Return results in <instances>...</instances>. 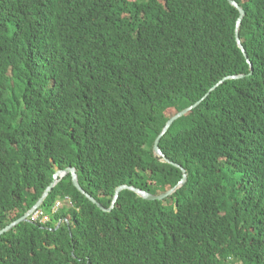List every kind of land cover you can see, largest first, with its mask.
I'll return each instance as SVG.
<instances>
[{
	"label": "trees",
	"instance_id": "trees-1",
	"mask_svg": "<svg viewBox=\"0 0 264 264\" xmlns=\"http://www.w3.org/2000/svg\"><path fill=\"white\" fill-rule=\"evenodd\" d=\"M235 1L252 66L229 0H0V230L69 166L107 209L187 174L109 211L68 174L0 264H264V0Z\"/></svg>",
	"mask_w": 264,
	"mask_h": 264
},
{
	"label": "water",
	"instance_id": "water-1",
	"mask_svg": "<svg viewBox=\"0 0 264 264\" xmlns=\"http://www.w3.org/2000/svg\"><path fill=\"white\" fill-rule=\"evenodd\" d=\"M230 3L235 6L239 11H240V16L238 18V22H237V42L240 46V48L242 49L244 55L246 56L247 58V61L248 63L252 66V62L249 58V56L247 55V52L245 50V47L244 45L242 44L241 40H240V37H239V27L241 25V22L245 16V10L237 3V1L235 0H229ZM241 75H238V76H227L225 77L223 80H221L220 82H218L215 86H213L211 88V90L201 99L199 100L198 102H196L194 105L178 112L177 114L173 115L166 123L164 129L162 130V132L160 133V135L156 138L155 140V143H154V151L156 154L160 155V156H163L167 161H169V159H167L165 157V154L163 152V150L161 149L160 147V141H161V138L167 133V131L169 130L170 126L173 124V122L184 116L186 113H188L190 110H192L194 107H196L203 99H205L213 89H215L218 85H220L221 83H223L225 80L229 79V78H239ZM177 166H179L178 164H176ZM180 168H182V170L184 171L185 173V169L181 166H179ZM70 174L71 177H72V181H73V184L74 186L80 191L82 192L83 194H85L92 202L96 203L102 210L104 211H109L111 210V208L114 207L115 203L117 202L118 200V197L121 193L122 190L124 189H130L134 192H136L137 194H139L140 196H142L143 198L147 199V200H163L164 198H166L167 196H169L170 194H172L177 187L179 186H182L186 180H187V174L185 173L182 180L178 183L177 186L173 187L172 189H170L169 191L163 193V194H160V195H156V194H152V193H149L145 190H142L140 188H137V187H134V186H129V185H121L117 188L116 190V194H115V197L113 199V203H112V206L110 208H105L104 206H102L101 203H99L94 197H92L89 193H87L83 187H81L80 183H79V180H78V174H77V169L76 167L74 166H69L67 167L66 169H59L56 171L55 173V180L48 186V188L45 190L44 194L42 195V197L40 198V200L29 210L27 211L23 216H21L20 218L14 220L13 222H11L9 225H7L4 229H1L0 230V234L4 233L5 231L13 228L14 226H16L17 224L23 222V221H28L29 220V217L37 210L40 208V206L42 205V203L45 201L46 197L48 196L49 192L52 190V188L56 185V183L61 179L63 178L64 176Z\"/></svg>",
	"mask_w": 264,
	"mask_h": 264
},
{
	"label": "built area",
	"instance_id": "built-area-1",
	"mask_svg": "<svg viewBox=\"0 0 264 264\" xmlns=\"http://www.w3.org/2000/svg\"><path fill=\"white\" fill-rule=\"evenodd\" d=\"M61 204H62V203H61L60 200H58V201L56 202V207H57V209L60 207ZM57 209H55V210H57ZM30 220H31V221H39V222H43V223H45V222H48V221L50 220V217H49L48 215H46V214L43 212V210H41V209H37V210H36V211L30 216ZM227 264H234V263H232V262H231V259L229 258V262H228Z\"/></svg>",
	"mask_w": 264,
	"mask_h": 264
},
{
	"label": "rangeland",
	"instance_id": "rangeland-1",
	"mask_svg": "<svg viewBox=\"0 0 264 264\" xmlns=\"http://www.w3.org/2000/svg\"><path fill=\"white\" fill-rule=\"evenodd\" d=\"M60 201H61V203H62L60 206H62L63 203H64V201H63V200H60ZM55 209H57L56 205H55Z\"/></svg>",
	"mask_w": 264,
	"mask_h": 264
}]
</instances>
